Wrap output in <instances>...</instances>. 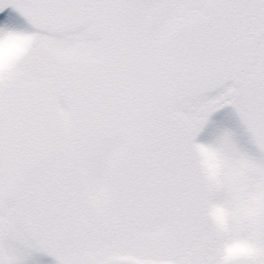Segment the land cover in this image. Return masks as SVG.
Here are the masks:
<instances>
[{
	"label": "snow or ice",
	"instance_id": "1",
	"mask_svg": "<svg viewBox=\"0 0 264 264\" xmlns=\"http://www.w3.org/2000/svg\"><path fill=\"white\" fill-rule=\"evenodd\" d=\"M34 45L0 75V264H216L204 201L264 264V161L223 138L207 185L191 145L231 108L264 154V0H0ZM21 21L23 23H21Z\"/></svg>",
	"mask_w": 264,
	"mask_h": 264
},
{
	"label": "clouds",
	"instance_id": "2",
	"mask_svg": "<svg viewBox=\"0 0 264 264\" xmlns=\"http://www.w3.org/2000/svg\"><path fill=\"white\" fill-rule=\"evenodd\" d=\"M33 37L23 31L0 28V75H8L31 51ZM221 134L210 143L193 142L191 156L207 185L218 181L224 174L226 161L222 152ZM202 214L219 237L216 252V264H248L256 258L257 250L249 240L232 231L230 225L234 219V210L226 203L204 201Z\"/></svg>",
	"mask_w": 264,
	"mask_h": 264
},
{
	"label": "rangeland",
	"instance_id": "3",
	"mask_svg": "<svg viewBox=\"0 0 264 264\" xmlns=\"http://www.w3.org/2000/svg\"><path fill=\"white\" fill-rule=\"evenodd\" d=\"M15 15L11 9H5L0 12V22L4 21L5 17ZM21 23H23L21 21ZM229 133L232 141L241 154L246 155L253 161H264V154H261L254 144L247 131L241 125L231 108H224L214 113L208 124L202 130L201 134L196 138L197 143H210L223 133ZM26 264H54L53 260L39 254H31L26 259Z\"/></svg>",
	"mask_w": 264,
	"mask_h": 264
}]
</instances>
